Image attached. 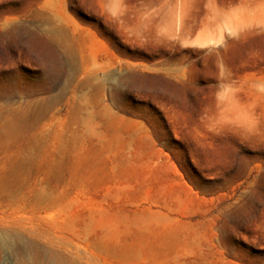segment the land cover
<instances>
[{"label": "rangeland", "instance_id": "rangeland-1", "mask_svg": "<svg viewBox=\"0 0 264 264\" xmlns=\"http://www.w3.org/2000/svg\"><path fill=\"white\" fill-rule=\"evenodd\" d=\"M0 264H264V0H0Z\"/></svg>", "mask_w": 264, "mask_h": 264}]
</instances>
